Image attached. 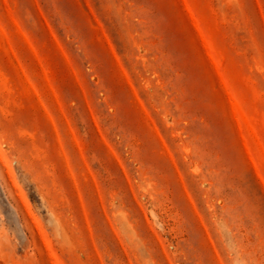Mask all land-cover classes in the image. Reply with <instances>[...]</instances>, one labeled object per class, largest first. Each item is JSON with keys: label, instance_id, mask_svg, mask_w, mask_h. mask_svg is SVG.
Masks as SVG:
<instances>
[{"label": "rangeland", "instance_id": "rangeland-1", "mask_svg": "<svg viewBox=\"0 0 264 264\" xmlns=\"http://www.w3.org/2000/svg\"><path fill=\"white\" fill-rule=\"evenodd\" d=\"M0 264H264V0H0Z\"/></svg>", "mask_w": 264, "mask_h": 264}]
</instances>
